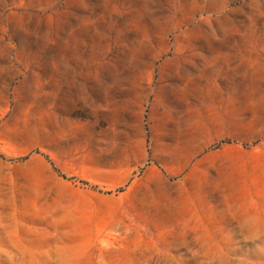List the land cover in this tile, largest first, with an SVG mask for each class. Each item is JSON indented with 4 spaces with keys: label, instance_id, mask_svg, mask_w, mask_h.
Instances as JSON below:
<instances>
[{
    "label": "rangeland",
    "instance_id": "374dc122",
    "mask_svg": "<svg viewBox=\"0 0 264 264\" xmlns=\"http://www.w3.org/2000/svg\"><path fill=\"white\" fill-rule=\"evenodd\" d=\"M149 80L230 101L162 209L99 182L100 98ZM0 264H264V0H0Z\"/></svg>",
    "mask_w": 264,
    "mask_h": 264
},
{
    "label": "crops",
    "instance_id": "0c3cea01",
    "mask_svg": "<svg viewBox=\"0 0 264 264\" xmlns=\"http://www.w3.org/2000/svg\"><path fill=\"white\" fill-rule=\"evenodd\" d=\"M151 82H146L135 97L101 96L100 141L115 145L110 152L116 150L118 160L110 157L117 161V169L102 175L99 182L125 185L130 181L124 192H141L139 200L152 203L139 206L162 209L172 206V183L195 182L191 177L205 174L208 148L231 134L230 123L215 110L222 101H230L212 94L198 95L194 89L183 92L176 88L165 94ZM130 104L140 107V112L132 115L127 111ZM113 125L123 130L117 131ZM109 167L114 168L115 163ZM135 198L126 195V200Z\"/></svg>",
    "mask_w": 264,
    "mask_h": 264
}]
</instances>
